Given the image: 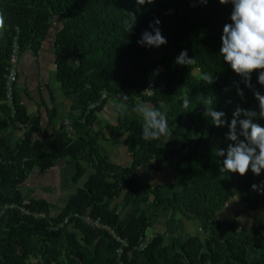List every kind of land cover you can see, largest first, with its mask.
<instances>
[{
	"label": "trees",
	"instance_id": "1",
	"mask_svg": "<svg viewBox=\"0 0 264 264\" xmlns=\"http://www.w3.org/2000/svg\"><path fill=\"white\" fill-rule=\"evenodd\" d=\"M231 11V3L219 0H153L144 5L136 0H0L5 18L0 33V132L14 123L29 126L14 146L9 145L8 135L0 136V264H264V226L240 233L233 221L216 214L233 197L241 198L249 211L264 205V170L260 175L250 169L243 176L228 173L221 169L224 157L216 154L235 143L227 138V124L236 107L258 113L254 92L264 95L258 71L251 73L247 87L219 54ZM157 19L155 27L167 43L138 44L144 31L152 32L150 25ZM52 24L57 27L56 80L65 94L77 97L78 117L86 125H92L110 97L126 105L138 100L163 105L171 137L166 142L144 140L143 120L118 114L111 128L125 132L122 144L130 163L124 166L99 153V130L86 138H71L61 125L45 134L48 146L33 141L37 118L25 114L14 90L12 108L3 102V74L12 39L16 38L19 54L25 48L35 51ZM182 50L195 58L194 64L175 63ZM204 75H212L213 82L206 83ZM148 79L151 93L143 94ZM101 92L106 97L89 107ZM185 96L190 111L182 107ZM208 100L214 110L225 113L224 126H214L204 115ZM47 112L50 122L53 114ZM254 122L264 126V118L257 116ZM60 158L74 163V183L86 168L92 172L69 194L62 210L50 216L44 200L23 199L18 187L32 170L43 173ZM171 160L179 187L135 180L139 165L158 171ZM5 188L13 191L6 194ZM165 189L171 190L165 193ZM141 202L147 205L135 206L124 216L117 211L119 203ZM156 204L198 220L206 236L201 240L192 235L175 244L155 233L139 248L150 226L147 215ZM37 212L43 215L35 216ZM86 212L125 240L120 254L119 242L106 230L82 222L79 216Z\"/></svg>",
	"mask_w": 264,
	"mask_h": 264
},
{
	"label": "crops",
	"instance_id": "2",
	"mask_svg": "<svg viewBox=\"0 0 264 264\" xmlns=\"http://www.w3.org/2000/svg\"><path fill=\"white\" fill-rule=\"evenodd\" d=\"M56 30V25L52 24L35 51L25 48L19 54L14 93L18 104L23 108L25 114L28 117L37 118L39 129L31 133V139L40 142L44 147L48 146L50 139L45 137V134L52 129H58L62 125L63 120H67L72 128L71 132L68 135L64 131L63 126L62 130L68 136L71 138H86L87 135L92 136L99 130L102 132L98 139L99 153L104 155L111 163L123 166L128 165L130 157L122 144L125 132L123 130H114L111 127L116 124L118 114L143 120L142 116L134 111V108L138 104L149 103L137 100L133 104L127 105L125 111H121L117 109V105L121 103L117 102L115 97H110L97 112L92 125H86L78 117L80 105L77 97L73 94H65L55 77L53 39ZM151 106L164 112V107ZM48 110L53 114L50 122L47 117ZM28 127V125L14 123L9 125L4 131H1L0 136L8 135L9 145L14 146ZM173 166L174 160L168 161L165 168L158 171L153 170L148 164H141L136 168L134 178L137 182L147 183L150 186L163 183L173 184L177 188L179 187V182L176 180ZM73 172L74 163L60 158L43 173L32 170L22 183L21 188L23 187L25 191L31 193L28 196L29 198L42 199L47 202L52 197L54 198L52 203L57 200L64 204L66 201L64 200L65 193H68L67 195L69 196L76 187L82 184L85 177L92 170L86 168L83 176L75 183L72 181ZM48 192L51 194L49 195ZM159 207H163L161 210H168L163 205H154L147 215L149 222L150 217L155 214L153 212Z\"/></svg>",
	"mask_w": 264,
	"mask_h": 264
},
{
	"label": "clouds",
	"instance_id": "3",
	"mask_svg": "<svg viewBox=\"0 0 264 264\" xmlns=\"http://www.w3.org/2000/svg\"><path fill=\"white\" fill-rule=\"evenodd\" d=\"M207 2V0H201ZM137 5L151 4L153 0H136ZM219 3L232 4L230 14L231 23L223 26L221 36V47L219 54L223 60L230 65L231 69L243 78L245 86L251 87V73L258 71V82L264 85V0H219ZM134 21L127 26L130 31ZM159 20H155L152 32L144 31L138 44L159 47L167 43L166 38L155 25ZM5 29V18L0 13V33ZM175 63L180 65H191L195 63L194 57H189L187 50H182L175 58ZM202 79L206 83L213 82V76L204 75ZM237 93L243 96V91L237 88ZM258 101L259 112L251 109L236 107L232 113V118L228 122L227 138L234 141L227 150L218 149L217 155L223 156L222 170L228 173H238L246 175L250 169L253 174L260 175L264 170V126L254 122L257 116L264 118V95L254 92ZM127 100V95L124 96ZM212 100H208V107L205 108L204 115L211 119L216 127L225 125V113L216 111L211 106ZM190 102L185 96L182 100V107L190 111ZM163 107V105L161 106ZM117 109L125 111L126 104H118ZM134 111L143 118L142 138L144 140H159L166 142L171 137V130L168 126L166 113L149 104H138ZM244 118H240V117ZM163 138V139H162ZM256 188V185L252 186Z\"/></svg>",
	"mask_w": 264,
	"mask_h": 264
},
{
	"label": "rangeland",
	"instance_id": "4",
	"mask_svg": "<svg viewBox=\"0 0 264 264\" xmlns=\"http://www.w3.org/2000/svg\"><path fill=\"white\" fill-rule=\"evenodd\" d=\"M194 71L196 72V70ZM155 72L156 70H153L151 74L154 75ZM18 190L21 191L23 199H29L28 196L31 195L30 192L25 191L23 187L21 188V185L18 187ZM12 191L13 189L11 188L4 189V192L6 194H10ZM163 191L165 193H168V191L170 190L165 189ZM48 194L50 195L51 193L48 192ZM67 194L65 193L66 196L64 195V200L67 199ZM52 200H54V198L52 197L47 200V210L50 216H55L62 210L63 204H61L57 200L52 203ZM146 205V202L133 203L128 205L121 204L118 206L117 211L120 216H124L135 206L144 208ZM161 209H163V207H159V209L157 208V210L153 212L155 213L154 216L150 217V226L145 230V237L150 238L153 233H160L163 235L165 242H172L177 244L192 235L198 236L201 240L206 236V233L201 231L198 220L189 219L182 216L178 212L171 213L170 209H168L167 211H164L165 209ZM216 214L218 218L233 221L236 225V229L240 233H242L243 229L246 228L260 225L264 226V205H261L256 209L249 211L245 209L244 201L238 197L229 199V201L223 206V208L217 211Z\"/></svg>",
	"mask_w": 264,
	"mask_h": 264
},
{
	"label": "built area",
	"instance_id": "5",
	"mask_svg": "<svg viewBox=\"0 0 264 264\" xmlns=\"http://www.w3.org/2000/svg\"><path fill=\"white\" fill-rule=\"evenodd\" d=\"M18 59H19V48L18 44L16 42V38L14 37L10 44V49L7 56V65L5 68V72L3 74V102H5L9 107L12 108V94L14 90V83L16 81L17 77V65H18ZM152 88V81L151 79H148L147 84L142 91L143 94H150ZM106 97V94L104 92H101L99 95V98L97 101L92 102L89 104V107H94L98 104L100 100ZM62 126L64 128V131L69 135L71 132V126L70 123L67 120H63ZM12 206V205H10ZM27 213V211L23 210ZM35 216H41L43 215L42 212L34 213ZM79 218L82 220L83 223L86 225L92 227V228H102L106 230L116 241L119 242V246L117 249V253L120 254L122 247L125 246L126 242L124 239L119 238L114 231L106 226L105 224L101 223L99 217H92L87 212L79 216ZM147 237L143 238V240L139 243L138 247L142 248L146 245L148 242ZM33 263V262H32Z\"/></svg>",
	"mask_w": 264,
	"mask_h": 264
}]
</instances>
